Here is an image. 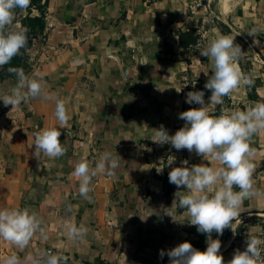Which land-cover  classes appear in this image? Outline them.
<instances>
[{
    "label": "crops",
    "instance_id": "1",
    "mask_svg": "<svg viewBox=\"0 0 264 264\" xmlns=\"http://www.w3.org/2000/svg\"><path fill=\"white\" fill-rule=\"evenodd\" d=\"M30 1L0 0L1 46ZM44 20L30 68L0 79V264H247L264 247V0H48ZM213 107L227 122L198 147L172 134ZM222 216L196 247L191 227Z\"/></svg>",
    "mask_w": 264,
    "mask_h": 264
},
{
    "label": "trees",
    "instance_id": "2",
    "mask_svg": "<svg viewBox=\"0 0 264 264\" xmlns=\"http://www.w3.org/2000/svg\"><path fill=\"white\" fill-rule=\"evenodd\" d=\"M48 0H44L41 3V0H31L30 6L37 8L39 11L38 16L26 15L22 20V25L24 29L16 33V41L12 39V36L9 38V43L6 46L0 45V57L4 58V63L0 64V79L9 77L19 78L26 70L30 68L26 62V56L24 55V50L30 45L31 40L35 38L38 34L42 33L45 27L44 20V9ZM195 42V37L192 33H187L183 36L180 34V44L186 47L190 43ZM15 43L19 44V50L14 51L13 45ZM234 46V43H231ZM254 89V85L252 86ZM227 120L223 124H225ZM222 127H212L200 130L201 140L208 139L212 137L216 131H219ZM188 140L195 147H198V143L193 141V138L189 137ZM264 168V159L260 163V169ZM163 190L165 194H169L171 190L172 178L167 174H163L162 177ZM235 188V187H234ZM221 225L219 227L215 226L213 222H202L199 224H194L191 227V232L197 236L195 246L202 248L204 243L216 234L225 233L228 230V222L225 217H221Z\"/></svg>",
    "mask_w": 264,
    "mask_h": 264
},
{
    "label": "built area",
    "instance_id": "3",
    "mask_svg": "<svg viewBox=\"0 0 264 264\" xmlns=\"http://www.w3.org/2000/svg\"><path fill=\"white\" fill-rule=\"evenodd\" d=\"M233 49L236 56H244L245 58L249 59L250 57H252L253 59H256L255 50L251 47L250 43L248 42V39L244 36H239V38L234 43ZM248 49L251 52L250 56L247 54ZM210 114L213 115V121L211 123H207L206 121H200L198 123H195L191 127L190 125L180 124V126H177L175 127V129L172 130V134L177 138L188 139L189 137H191L193 138L194 142L200 143L202 139L200 137V130L222 126L226 120L222 110H218L216 107H213V109H211ZM173 171H175L174 165L172 163H168L164 168L163 174H170ZM262 244L264 245V234L262 236ZM46 253L51 254V249H47ZM241 258L247 264H264V247L257 248L254 250L248 249L243 253Z\"/></svg>",
    "mask_w": 264,
    "mask_h": 264
},
{
    "label": "rangeland",
    "instance_id": "4",
    "mask_svg": "<svg viewBox=\"0 0 264 264\" xmlns=\"http://www.w3.org/2000/svg\"><path fill=\"white\" fill-rule=\"evenodd\" d=\"M235 57H236L237 59L243 61V64H244V60H242V57H241V56H236V55H235ZM200 137H201V136H200Z\"/></svg>",
    "mask_w": 264,
    "mask_h": 264
}]
</instances>
